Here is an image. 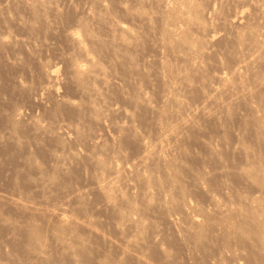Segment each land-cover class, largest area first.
<instances>
[{"label": "bare ground", "instance_id": "bare-ground-1", "mask_svg": "<svg viewBox=\"0 0 264 264\" xmlns=\"http://www.w3.org/2000/svg\"><path fill=\"white\" fill-rule=\"evenodd\" d=\"M16 1L30 15L20 24L30 33L39 23L49 24L48 14L61 13L53 0ZM85 1L89 7L77 19L78 28L65 31L73 51L62 72L66 88L58 90L59 69L50 64L40 68L43 82L32 96L34 106L48 110L45 115L52 120L64 115L66 121L51 127L30 116L25 125L32 131L22 136L19 118L6 114L12 119L6 118L0 146L20 151L23 176L30 180V172L35 173L31 179L41 196L58 186L63 174L76 172L69 167L73 162L90 168L92 185L75 190L73 200L66 194L69 204L64 198L65 203L51 204L49 197H0V264H173L176 259L170 248L160 246L161 239H151L157 247L147 250L141 238L144 228L157 223L149 219L153 211L161 213L158 222H182L185 239L179 244L189 251L191 264H264V0L119 3L133 19L130 26L115 19L107 3ZM6 8L0 6V19ZM2 35L0 50L19 43ZM146 51L155 57L148 61L152 55ZM104 58L109 65L101 62ZM20 60L10 63L25 66ZM116 75L122 85L114 84L111 76ZM152 82L160 87L153 104L144 91ZM119 99L129 109L118 106ZM134 121L146 131L153 127V137L140 134ZM45 138L57 149L47 152L53 160L48 169L21 152L30 144L42 149ZM184 140L195 143L194 157ZM70 143L85 151L66 154ZM13 170L16 176L20 172ZM90 193L98 199L86 198ZM93 206L107 213L119 239L96 227L99 222L88 212ZM6 209L21 219L11 218ZM125 227H133L137 234H129L136 238L126 236ZM49 239L58 247L55 253L48 249ZM7 242L14 251L6 250Z\"/></svg>", "mask_w": 264, "mask_h": 264}, {"label": "rangeland", "instance_id": "rangeland-1", "mask_svg": "<svg viewBox=\"0 0 264 264\" xmlns=\"http://www.w3.org/2000/svg\"><path fill=\"white\" fill-rule=\"evenodd\" d=\"M53 1H55V4L58 6V8L61 11L60 15L58 17H55L51 13L48 14L47 20H48L49 24L47 26H44L42 23H39L37 25V27H35V31L34 32L32 31V33H30L28 30L25 29L26 28L25 26H21V25H24V22H25V24L28 23L29 19H30V15L28 14L26 8L24 6H22L16 0H0V6H2L3 3L7 5L6 10H1V16L3 19H0V35H2L4 33H8V34L2 35V36H4V37L10 36V37L17 38L20 40L22 39V43L19 40V43H15L14 45H12L13 47L10 46V47L5 48V50H0V135H2V136L4 135V137L6 136L4 134V132L7 131L8 126H9V120L6 121V118L10 117V116L6 117L5 116L6 114L7 115L8 114L9 115L15 114L14 115L15 118H19V128H20V130H22V132H21L22 136L30 135V133H31L30 132L31 129L26 127V125H25V124H27V122H28L27 120H29L30 116L35 117V118L40 117V119H39L40 122L42 121V123L44 124L43 121H45V124L48 123L47 124L48 126H50V124H52L51 127L56 126V123L60 119H62V121L64 120V122L66 121V116H64V115L60 116V117L59 116L54 117V120H52L53 118H51L50 115H45V114H49L48 110L46 108L41 107V106H34L35 104H34V102H32V96H33V92L35 91L36 87H38L37 85L39 83L43 82L42 77L40 76V68L42 66L46 67L47 65H50V64H55L57 69H59L58 74H60V75H58V77H59L58 80L60 82L58 81L59 83H57L58 84L57 86H59L58 90H59V88H60V90H62V89L64 90L66 88L65 84L62 85L65 82L64 81L65 75L62 74V72L65 71V69H67V66H68V63L65 61L67 55L72 54L73 51L70 48V46L68 45V41L65 38V36H66L65 31L74 30V29L78 28L76 25L77 19L79 17H82L83 12H85L89 6H87L88 3L85 0H53ZM101 1L107 3L111 15L115 19H117L119 22L128 23L130 20L131 21L133 20L132 18L129 19L128 18L129 16L124 11H122L120 9V6H119L121 4L125 5L126 2H127L126 5L128 6L132 3V0L131 1L130 0H101ZM119 3H121V4H119ZM126 15H127V17H126ZM17 17L19 18V20L23 24L21 22L18 23L19 20H17L18 19ZM126 23H123V24H126ZM128 25L130 26L131 22H129ZM81 38H82V36H81ZM145 50H148V48H145ZM150 52H153V51L150 50ZM144 54L146 55V54H150V53H148L146 51V52H144ZM145 55H143V57L146 59ZM150 55H152L153 57L148 55V57H149V58L147 57L148 61H150L151 58L155 57V54H153V53ZM14 58H18L19 60L21 59L22 61L21 60L20 61L23 62V64L25 63L26 65L25 66H23V65L22 66L21 65H12L10 62L13 61ZM142 58H139V60L141 61ZM101 62L104 65L110 64V63H107L105 58L102 59ZM140 63H142V61ZM105 67H107V66H105ZM116 76H118V75H116ZM112 77L115 80V81H113L115 85L116 84L122 85V82L120 81L121 79L119 80L120 76H118V79L115 76H111V79H112ZM152 77L150 76L151 80L156 81V80H154V75ZM152 83H154V84L149 86L150 88L144 87L145 88L144 91L148 92L149 94L148 93H146V94H148L150 97H152L151 103L153 102V100H155L154 103H157L159 98L156 99V97H157L156 93L160 92V87L159 86H158L159 88L156 87L158 85L156 82H152ZM18 84L23 85L24 87L22 86V88H21ZM26 88L28 89V92H29V90H31L30 96H28L29 93L27 92ZM151 89L152 90L155 89L154 92H152ZM146 90H148V91H146ZM67 91H69V94H68V92L66 93V94H68V96L71 95V93H72V97L73 98L76 97V94H74L73 91H71V90H67ZM25 92L28 94H26ZM64 93H65V91H64ZM107 93H108V95L109 94L112 95V92H110V93L107 92ZM107 93H105V94H107ZM152 93L156 94L154 96V98L152 96L153 95ZM150 94H152V95H150ZM189 96L192 97V95L189 94L188 97L186 96V100L188 102V104H187L188 107L191 108L194 106V101L189 102V100L193 99V97L191 98ZM115 102H117V101H115ZM117 103H118V106L123 104V107L125 109H129V108H127V107H129V105H126L128 103H126V102L123 103V101L120 99ZM117 103H115L114 106H116ZM191 104H193V105H191ZM47 105L50 106L49 103H47ZM42 108L44 110H42ZM13 110H15V112H13ZM16 110H18V111L16 112ZM43 111H45V112H43ZM56 118H57V120H55ZM9 119H12V118L10 117ZM112 119H114L116 122H118V121L120 122L122 117H120V115L114 114ZM123 121H124V119H123ZM134 122H136V121H134ZM53 124H54V126H53ZM133 125L139 126L137 124V122H136V124L134 123ZM136 128L139 131V133L142 132L140 134L144 133L143 134L144 136L149 135V136L153 137V135H154V133H153L154 130L152 131L153 127H150V128L147 127V129H148L147 131L141 127H136ZM3 139L7 140V138H3ZM147 139H149V137H147ZM186 141L184 140V143H185V145H187L189 147V150L191 151V154L194 157L197 147H194L196 145L192 141L191 142L188 141V143H186ZM191 144H192V146H191ZM41 146H42V149L44 151L41 148H38L37 146H35L34 144H30V145H27V147L24 150H22L21 152L24 154H25V152H27L31 156L35 157L36 161H38L42 165V167H44L45 169H48L50 167L51 163H53V160H51V157L49 156V154L47 152L53 151L56 153L57 149L54 148L55 146L51 140L48 142V138L47 139L45 138L42 141ZM69 148H70V150H69ZM76 148H78V151L80 150V152L81 151L83 152V150L85 151L84 146L79 147V146H75L72 143H70L68 145V148L65 149V153L67 154L71 150H74V149H75L74 150V152H75L77 150ZM5 149L3 148L2 145L0 146V197L3 199L8 198V197L20 196V197L27 199V200L29 199V200H33V201H38L42 197H44V198L49 197V199L52 200V202L49 201L51 204H59V202H58L59 200L62 201L63 203H65L64 201H66L69 204V200H73L72 196H73V193L75 192V190L76 191L82 190L83 188L85 189V187H88V189L91 188L92 184H91V180H89L90 179L89 178L90 168L88 166L84 167V165L80 166V163H74L73 162L70 164L69 167L71 170H76V172L74 174H76V173H79V174H76L75 175L76 177L74 176V174H72V175L71 174L69 175V173L63 174L64 176L62 175L63 177L60 178V184L56 187L54 186L53 187L54 189L52 188V189L44 190V193L46 195H43V193H42V196H41L42 191L40 190V187L37 186L36 184H34L35 182L31 179V178H33V179L35 178V173L33 171L30 172V176H31L30 180L26 179L23 176V172L25 170V167H23L22 165L19 166V164L21 162V159H19V158H21V157H19L20 151H18L17 149H15L11 145H7L5 147ZM42 151H43V153H42ZM44 152H46L47 154H45ZM71 152H73V151H71ZM57 153H59V152H57ZM122 154H124V152L121 153L120 155H122ZM114 156H116L115 158H118V157L120 158V156H117V155H114ZM114 156H111V157L114 158ZM122 157H124V155H122ZM67 165H69V164H67ZM194 165L196 167V164H194ZM74 167H76V169ZM14 168L15 169L17 168V170L19 169V171H20V172H17L18 173L17 176L19 178H17V176L14 174V170H13ZM79 168H80V170H79ZM83 168H85V169H83ZM84 173H85V175H84ZM66 175H67V177H66ZM189 175L190 174H188L187 177H186V175L182 177L183 182H186V183L188 182V179L190 178ZM63 178H65V179H63ZM68 178H70V180ZM183 178H185V179H183ZM67 179L69 181H67ZM61 181H62V183H61ZM65 181H67V182H65ZM62 184H64V185L62 186ZM50 190H52V193H50L51 192ZM46 191H47V193L49 192L50 194H47ZM62 191H64V192H62ZM71 191H73V192H71ZM61 193L62 194L64 193L63 197H61L62 196ZM66 194H68L69 197H71V198H68L69 200L66 199L68 197V195H66ZM88 195L86 196V198L88 197V198H90V200L91 199H96V200L98 199L97 197L95 198L94 193H90V195H89L90 197ZM62 198H64L65 200L63 201ZM53 201H56V202L53 203ZM60 204H61V202H60ZM93 207H91L89 209L90 211L88 210V212L90 213V214L89 213L88 214L90 217H93L94 219H96V222L97 221L99 222V223L97 222L98 224H96L97 225L96 227L98 229H100V231H103V233L105 235L109 236L110 238L119 239L120 236L117 235L118 234L116 232L117 230H115V229L113 230V228H115L114 225L112 223H111L112 226L109 224L111 221H109L107 213L105 212V214H104L103 213L104 211L101 212L100 210H98V208H95V207H94V209H92ZM6 211L8 212V214L11 218L17 219V220L21 219L20 214L14 212L12 210L6 209ZM99 211L101 213H99ZM159 211H161V209ZM153 212H156V213H153ZM153 212H152L153 214H151V212H149L150 217H149V214L147 216L149 217V219L152 218L154 223H156V222L157 223L154 224V226L147 227V229L144 228L146 231V234H144V232H143L144 236L141 235L142 236L141 238H143L142 239L143 243L146 244L145 247L149 246V247H146V248H148L147 250H153V249L155 250L157 247V246H154V248H152L153 246H151L150 244L151 243L153 244L154 241L151 239H154V238H155V240L161 239L162 244H160V246L161 247L164 246L165 249L168 247L166 250H168L170 248V250H168V251H170L169 253L172 255V260L176 259V261H177V263H176V261L173 260L174 261L173 264H175V263L176 264H179V263L180 264H189V263L191 264L192 259L191 258L189 259V257H191L189 251L181 243L179 244L180 239H185L184 233H183L184 231L181 229L182 227L180 225V224H182V222L180 223L179 220H177V222H175V225L168 224L165 220H161L160 222H158L161 218L159 216V215H161V213H159L158 211H153ZM97 213H99V214H97ZM99 215H101V216H99ZM151 215H153L154 217ZM152 219H150V220H152ZM176 223H177V225H176ZM155 227H156V229H155ZM174 228L177 229V231ZM132 229H134V228L133 227H130V228L125 227L123 232L125 234H127L126 236L130 237L133 234V233L129 234L130 232H133V231H134V233L137 232V231L132 230ZM144 229H143V231H144ZM125 230H127L128 232H125ZM153 230H155V231H153ZM154 232H155V234L157 233V237L152 236V235H154V234H152ZM177 232L179 234L176 235ZM2 233H3V228H0V237H1ZM135 234H137V233H135ZM180 235H181V238L179 237ZM133 237L136 238V236H131V238H133ZM141 238H139V239H141ZM177 239L179 241H177ZM20 240L21 239H18V241H20ZM48 242H49L48 249L51 250V252L55 253V250L58 249L57 245L51 239H49ZM149 242H150V244H149ZM173 243H176V244H173ZM11 244L12 243L7 242L6 247H5L6 250H13L14 251V247ZM169 244L170 245L172 244L173 246L171 245V247H170ZM154 245H155V243H154ZM178 246L179 247L182 246V247L179 248ZM14 257L16 259L17 256L15 254H13L11 256V258H14Z\"/></svg>", "mask_w": 264, "mask_h": 264}]
</instances>
